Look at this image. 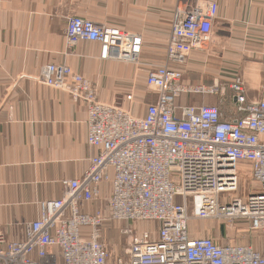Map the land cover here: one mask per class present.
Listing matches in <instances>:
<instances>
[{
    "label": "built area",
    "instance_id": "obj_1",
    "mask_svg": "<svg viewBox=\"0 0 264 264\" xmlns=\"http://www.w3.org/2000/svg\"><path fill=\"white\" fill-rule=\"evenodd\" d=\"M217 9L208 2L175 10L165 62L147 74L155 100L143 117L99 101L96 86L66 65L41 69L42 85L85 105L86 142L98 152L80 179L61 182L60 199L38 203L24 239L6 241L0 230V264H107L110 257L114 264H264V87L250 100L240 77L227 86L183 79L191 54L212 41ZM64 35L69 49L96 43L102 61L142 65L139 35L77 16ZM192 95L203 102L187 104ZM211 97L216 104L206 102ZM242 165L250 179L243 188ZM103 184L110 187L104 199ZM96 201L103 208L85 210ZM192 220L243 222L257 236L248 243L194 238ZM106 222L125 238L121 256L102 242Z\"/></svg>",
    "mask_w": 264,
    "mask_h": 264
},
{
    "label": "crops",
    "instance_id": "obj_2",
    "mask_svg": "<svg viewBox=\"0 0 264 264\" xmlns=\"http://www.w3.org/2000/svg\"><path fill=\"white\" fill-rule=\"evenodd\" d=\"M208 2L218 8L212 41L191 54L184 81H232L240 68L248 99H258L264 87V0H0V230L6 241L24 239L38 203L60 199L61 182L80 179L98 152L86 142L85 105L42 85L41 69L66 65L96 86L99 101L143 117L144 104L155 100L147 74L165 62L175 10ZM74 16L139 35L142 65L102 61L96 43L67 48L64 32ZM109 192V184L101 185V198ZM101 208L96 201L85 210ZM191 222L189 234L200 237ZM102 242L115 257L123 254L125 238L110 222L103 225Z\"/></svg>",
    "mask_w": 264,
    "mask_h": 264
},
{
    "label": "rangeland",
    "instance_id": "obj_3",
    "mask_svg": "<svg viewBox=\"0 0 264 264\" xmlns=\"http://www.w3.org/2000/svg\"><path fill=\"white\" fill-rule=\"evenodd\" d=\"M188 73L189 72L187 71L186 74H188ZM233 73H234L233 79H235V77H240V78L242 77V72H241L240 68L236 71H233ZM205 81H207L208 83L204 82V84L210 85V84H212V82H215V79H213V80H208V79L206 80L205 79ZM232 81H224V82L216 81V82L219 85L227 86ZM242 81H243V79H242ZM191 84H193V83L191 82ZM196 84H198V83H196ZM245 87H246V83H245ZM211 98L214 99L213 104H216V98H214V97H211ZM185 99H186L187 104H192V103L200 104L203 102L202 97L198 96V95H192L190 97H186ZM205 99H207V98H205ZM181 103L182 102H178V104H181ZM208 104L212 105V103H208ZM246 167H247V165H242V169L240 170L239 185L241 186V188H243L244 185L248 184V182L250 181L249 175H248V170ZM130 225L136 226V227L141 226L142 228H146L148 223H137V224L130 223ZM191 225L193 226V228L196 227L195 232L200 233L198 236L208 235V236H211L213 238H217L218 240L223 241L224 243L225 242L244 243V242L249 240L250 236H254V238L257 236L255 234H250V232L247 230L245 223H243V222L237 223L236 225H233L232 227H230V226H226L224 224H221L219 222L212 221V220H202V221L201 220H192ZM201 231L203 232V234L201 233Z\"/></svg>",
    "mask_w": 264,
    "mask_h": 264
}]
</instances>
